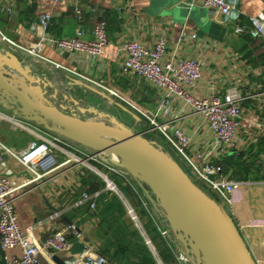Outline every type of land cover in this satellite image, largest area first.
<instances>
[{"label": "crops", "instance_id": "obj_1", "mask_svg": "<svg viewBox=\"0 0 264 264\" xmlns=\"http://www.w3.org/2000/svg\"><path fill=\"white\" fill-rule=\"evenodd\" d=\"M73 2L0 0V49H10L32 67L34 74L50 80L53 87L58 89L60 101L65 103L63 96L68 94L83 99V107L95 105L102 109L100 95L90 90L89 86L95 87L82 80L83 75L112 85L128 102L112 98V101L106 99L102 103H119L125 105L128 111L134 109L135 112H131L136 117L131 115V120L133 124L141 126L140 132L153 128L148 117L142 113L146 112L160 124L166 125L171 133L178 131L189 136L191 141L186 151L197 162L201 165L207 161L222 165L223 173L230 178L251 183L248 202L254 215L263 220L264 36H252L250 29L253 27V18L264 14V0H231L234 3L233 16L236 18L214 17L209 8L191 0H82L84 17L80 22ZM46 12L54 13L48 32L54 39L74 35L80 28L82 37L90 40L93 38L94 25L106 19L109 38L106 52L95 59L77 52L62 54L54 45L42 41L36 26L39 16ZM238 25L244 26L245 31L238 33ZM192 33H196L197 37L192 38ZM4 36L15 41L16 45L7 42ZM124 39H135L149 46L163 39L167 43V58H199L204 73L201 89L206 94L221 95L227 88L236 87L243 97L237 145L221 152L216 148L213 134L201 115L181 101L167 102L163 91L145 79L122 75L121 62L124 56L118 52V44ZM52 92L53 88H49V93ZM7 105L12 107L8 108ZM13 105L10 100L1 99L0 113L30 130L13 128L11 122L5 120L0 137L13 151L23 154L40 142L36 131L44 127L26 120L21 113L16 114L15 111H19L21 105ZM69 105L74 106L72 102ZM133 105L142 111L136 110ZM90 116L82 115L83 118ZM150 132L165 142L159 141L161 145L169 146L159 131ZM3 159L1 171L10 172L11 178L18 181L22 176L21 166L6 154ZM91 170L84 164L69 163L38 185L29 187L15 201L14 210L19 226L40 246L54 232L64 231L72 243L88 238L87 246L101 254V251L98 252L99 245L104 240L98 232L100 220L95 210L90 209V202L83 200L85 193L101 194V191H87L90 174L96 173ZM104 190L109 188L106 186ZM161 221L162 225H159L167 228ZM71 224L80 229V236L69 228ZM147 233L152 241L159 236L163 253L172 254L173 258L167 255L169 258L163 260L165 264H185L180 260L181 252L171 232L163 236L156 226V230L151 228ZM244 235L253 250L264 245V227L246 229ZM12 254L19 255V249L13 250ZM39 257L43 264H56L43 248Z\"/></svg>", "mask_w": 264, "mask_h": 264}, {"label": "built area", "instance_id": "obj_2", "mask_svg": "<svg viewBox=\"0 0 264 264\" xmlns=\"http://www.w3.org/2000/svg\"><path fill=\"white\" fill-rule=\"evenodd\" d=\"M191 1L209 8L214 17L236 18L233 16L234 3L231 0ZM73 3L76 17L80 22L84 17L81 6L82 0H74ZM10 13H12L11 8ZM53 17L54 13L52 12H46L39 16L36 26L38 31L36 30V32L42 41L54 45L62 54L77 52L95 59L106 52L109 44L108 21L106 19H101L94 25L93 38L90 40H85L82 37L83 31L80 28L76 30L74 35L54 39L48 33ZM252 21L251 35L254 37L264 36V14L253 18ZM236 31L242 33L245 31V27L238 25ZM191 37L196 38L197 34L192 33ZM4 39L10 44L16 45V42L8 37L4 36ZM118 52L124 56L121 62L122 75H133L145 79L163 91L167 102L181 101L190 110L201 115L213 134L216 148L221 152H226L237 145L243 97L234 86L227 88L226 92L221 95L204 93L201 89L204 73L199 58L181 56L167 58V43L163 39L153 46L135 39H124L118 44ZM81 79L106 92L111 98L128 102L116 88L103 80L90 75H83ZM135 108L142 111L137 107ZM142 113L148 117L153 126L150 131H159L168 142V150L175 158H181V164L192 171L193 180L200 185H206L208 191L225 206L244 236L256 264H264V245L258 250H253L244 235L246 229L264 227V219L261 220L254 215V210L248 202L251 183L230 178L223 173L222 165L211 164L209 161L201 165L186 151L191 141L189 136L178 131L171 133L167 130L166 125L160 124L156 118H151L146 112ZM5 120L11 122L13 128L28 129L27 126L0 113V130ZM36 135L40 142L23 154L13 151L0 137V245L6 263L43 264L39 257L42 248L48 252L50 258L54 254L71 256L73 243L64 231L54 232L45 240L43 246H40L29 233L22 230L17 222L14 203L29 187L38 185L61 167L72 162L86 165L92 161H97L108 170V173H102L103 180L107 187L123 200L128 214L144 237L157 263L165 264L135 208L118 184L109 176L110 173H113L123 178L128 173L110 163L109 156L104 152L86 150L67 138L42 128H39V132L36 131ZM5 154L12 157L22 168V176L18 181L11 178L10 172L1 171V163L4 161ZM204 157L207 158V156ZM262 173L264 175V153ZM125 178H123L124 184H130ZM98 195L99 193H85L83 196V200L90 202V209L93 211L96 209ZM152 218L163 236L170 234L168 228H162L156 218L153 216ZM69 228L78 236L81 235L78 233L75 224L70 225ZM15 249H19V255L12 254ZM180 260L185 263L189 261L182 253H180ZM68 264H72V262L68 261ZM76 264L112 263L105 256L86 246L85 253Z\"/></svg>", "mask_w": 264, "mask_h": 264}, {"label": "water", "instance_id": "obj_3", "mask_svg": "<svg viewBox=\"0 0 264 264\" xmlns=\"http://www.w3.org/2000/svg\"><path fill=\"white\" fill-rule=\"evenodd\" d=\"M49 88H53L52 93ZM89 88L112 101L105 92ZM63 97L67 104L60 101L58 89L50 80L34 74L32 67L10 49H0V100L21 105L16 114L91 151L106 153L110 163L126 170L143 188L190 264H256L225 206L206 185L195 182L192 171L168 149L98 106L83 107V99L68 94ZM86 114L91 116L83 118ZM88 241H76L71 256L54 254L52 260L76 264Z\"/></svg>", "mask_w": 264, "mask_h": 264}, {"label": "trees", "instance_id": "obj_4", "mask_svg": "<svg viewBox=\"0 0 264 264\" xmlns=\"http://www.w3.org/2000/svg\"><path fill=\"white\" fill-rule=\"evenodd\" d=\"M90 175L91 178L88 181L89 188L87 191H101V194L97 198L95 214L100 220L98 230L100 237L108 246V250H102L101 254L112 264H118L115 261L116 259L123 260L124 264H158L151 249L144 240V237L135 226L134 221L127 217V208L122 200L114 192L104 190L107 184L98 174L91 173ZM109 176L118 184L132 206L135 207L134 204H137L136 206L140 208V218L145 220V222H142L146 230L148 232L151 228L156 230V225L154 224L155 222L151 214L143 206L141 196H143L144 193L142 189L137 185L124 184L123 178L119 177L117 174L110 173ZM158 238L154 237V244L159 250L162 259L167 260L169 258L167 255L170 256V253H163V244L159 242ZM113 248L114 252L111 254L112 257H107L106 254L110 253V250ZM170 257L173 258L172 254ZM0 264H7L3 258L1 245Z\"/></svg>", "mask_w": 264, "mask_h": 264}, {"label": "rangeland", "instance_id": "obj_5", "mask_svg": "<svg viewBox=\"0 0 264 264\" xmlns=\"http://www.w3.org/2000/svg\"><path fill=\"white\" fill-rule=\"evenodd\" d=\"M100 99L99 101H101V108L105 111H107L108 113H111V114H116L118 115V117L125 123H127L128 125H131L133 127V129L135 131H138L141 129V126H138V125H135L133 124V121L131 120V114H129L130 112L129 111H133L135 112L134 109H130L129 111L128 110H125L123 108H120L118 105L114 104V103H108V102H105V103H102V100L103 101H106V98H103L102 96H100ZM117 100V99H116ZM125 106V105H124ZM127 109V108H126ZM143 132V131H142ZM144 135L150 139H153L155 141H157L159 143V141H161V139L157 136H155L154 134H152L150 131L148 130H145L144 132ZM162 143H165L163 140L161 141ZM164 147L166 149H168V146L167 145H164ZM91 151V150H90ZM176 159H178V161L180 163H182V159L177 157ZM89 164H91L94 168H96L97 170H99L102 173H106L108 170L105 168V166H103L102 164L98 163L97 161H92L90 162ZM93 169V168H92ZM93 172V170H91ZM126 171V170H125ZM127 172V171H126ZM108 173V172H107ZM128 173V172H127ZM97 174V172H96ZM99 175V174H98ZM102 179L103 177L101 175H99ZM126 177V178H125ZM125 178L126 180H128V183H130L131 185H137L139 188L142 189L143 191V196H141L142 198V201H143V206L148 210V212L151 214V216H153L154 218H156V221H158V223L160 225H162V221H161V218L158 214V212L156 211V209L154 208L153 204L150 202L147 194L144 192L143 188L137 183L136 180H134L132 178V176L128 173V175H125ZM110 190V189H109ZM112 191V190H110ZM114 192V191H112ZM116 194V193H115ZM118 196V194H116ZM120 198V196H118ZM121 199V198H120ZM122 200V199H121ZM130 201L132 202V200L130 199ZM123 202V200H122ZM124 203V202H123ZM137 203V202H135ZM135 205V211L136 213H138V216L140 217V208L138 206H136L137 204H134ZM127 213H128V210H127ZM129 218L131 217L129 214H128ZM141 219V218H140ZM147 219V218H145ZM142 220V219H141ZM143 222H145V220H142ZM155 224V223H154ZM154 230V229H153ZM154 232V231H153ZM155 235V233H154ZM173 235V234H172ZM177 244V243H176ZM108 250V246H107V243L102 241L101 242V245H99V250L98 252H102V250ZM114 252V248L110 250V253L106 254L107 257H112L111 254H113ZM104 253V252H103ZM100 254V253H99ZM102 255V254H101ZM118 264H124V261L123 260H120V259H116L115 260ZM165 263V262H164ZM173 264H177V263H173ZM185 264H189V262H186Z\"/></svg>", "mask_w": 264, "mask_h": 264}, {"label": "bare ground", "instance_id": "obj_6", "mask_svg": "<svg viewBox=\"0 0 264 264\" xmlns=\"http://www.w3.org/2000/svg\"><path fill=\"white\" fill-rule=\"evenodd\" d=\"M86 166H88L89 168H93V170H94L95 172H97L99 175L102 176L101 172H100L99 170H97L96 168H94L91 164H86Z\"/></svg>", "mask_w": 264, "mask_h": 264}]
</instances>
